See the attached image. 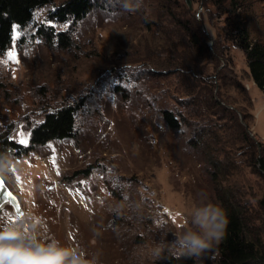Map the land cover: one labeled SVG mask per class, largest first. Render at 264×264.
Returning a JSON list of instances; mask_svg holds the SVG:
<instances>
[{
	"label": "rangeland",
	"instance_id": "374dc122",
	"mask_svg": "<svg viewBox=\"0 0 264 264\" xmlns=\"http://www.w3.org/2000/svg\"><path fill=\"white\" fill-rule=\"evenodd\" d=\"M63 1L37 8L28 24L16 25L11 44L0 53V135L27 143L46 110L65 99L86 100L74 137L0 159V174L23 207L21 216L11 204L0 211V264H54L58 257L52 253L61 251L85 264H163L172 255L173 234L191 227L190 210L216 205L204 163L187 149L189 132L170 130L159 113L166 98L161 90L169 83L134 80L145 49L139 18L100 11L75 25L72 19L54 23L48 13ZM191 1L212 45L224 17H209L203 6L207 0ZM244 12L252 39L264 42V0H246ZM47 23L70 30L72 50L38 34ZM227 54L234 75L229 73L251 98L245 100L235 84L217 82L213 65L207 66L208 77L217 82L225 103L243 106L249 131L264 144V93L252 79L244 51L230 48ZM156 94L162 98L155 100ZM235 171L233 184L241 185L258 213L264 178L249 165ZM253 223L264 246V229L258 228L262 219ZM158 245L164 248L159 257L153 255ZM217 258L214 245L197 264H215Z\"/></svg>",
	"mask_w": 264,
	"mask_h": 264
},
{
	"label": "trees",
	"instance_id": "16d2710c",
	"mask_svg": "<svg viewBox=\"0 0 264 264\" xmlns=\"http://www.w3.org/2000/svg\"><path fill=\"white\" fill-rule=\"evenodd\" d=\"M52 1L0 0V53L11 44L14 27H24L37 8ZM128 2L134 6L133 10L125 9V0H64L50 9L48 16L54 23L72 19V25L100 11L114 17L125 13L126 17L139 18L145 32L141 35L145 49L144 55L138 57L143 67L134 80L142 84L149 80L169 83L161 90L166 98L159 103V113L170 130L189 132L187 149L193 150L191 153L204 163L203 174H207L215 204L224 209L230 221L224 239L218 244L215 264H264L260 232L253 231L255 218L262 219L258 228L264 229V194L258 199L259 210L255 213L241 185L233 184L232 180L235 169L241 165L251 166L264 178V144L249 131L248 114L243 106H229L223 101L220 88L216 90L217 82L221 81L223 86L232 83L246 94L245 100L251 98L246 86L229 73L234 75L228 67L232 60L227 50L237 48L244 51L252 79L264 93V42L251 37L249 17L244 12L246 0H207L203 4L209 17H224V25L218 28L212 45L187 0ZM54 23L40 26L38 34L49 44L72 50L74 42L70 30H57ZM209 65L218 72L217 82L208 77ZM118 88L124 91L123 87ZM138 89L141 91L142 86ZM171 90L183 97L173 95ZM158 98H162L160 94H156L155 100ZM85 103L83 97L77 102L65 99L56 108L46 110L43 120L31 127L27 143L2 133L0 159L21 157L52 139L74 137L77 113ZM83 171L89 172L88 169ZM168 258L163 264H197V259L193 258L177 259L173 255Z\"/></svg>",
	"mask_w": 264,
	"mask_h": 264
},
{
	"label": "clouds",
	"instance_id": "9594fccd",
	"mask_svg": "<svg viewBox=\"0 0 264 264\" xmlns=\"http://www.w3.org/2000/svg\"><path fill=\"white\" fill-rule=\"evenodd\" d=\"M126 10H133V5L125 0L123 5ZM135 6L138 7V4ZM189 224L180 234H173L175 238L168 246L172 255L179 258L199 259L206 252L213 249L225 237L229 225V218L223 208L205 203L190 210ZM163 247L158 245L153 255L159 257ZM52 255L58 257L54 264H85L80 259H70L71 253L68 251L54 252Z\"/></svg>",
	"mask_w": 264,
	"mask_h": 264
},
{
	"label": "water",
	"instance_id": "95a60500",
	"mask_svg": "<svg viewBox=\"0 0 264 264\" xmlns=\"http://www.w3.org/2000/svg\"><path fill=\"white\" fill-rule=\"evenodd\" d=\"M188 5L192 8V1L187 0ZM206 28V27H205ZM9 193L11 195H9ZM11 204L18 215L23 214V207L17 198V196L13 193V191L9 188L4 178L0 174V211L6 205Z\"/></svg>",
	"mask_w": 264,
	"mask_h": 264
},
{
	"label": "snow or ice",
	"instance_id": "6c2138e0",
	"mask_svg": "<svg viewBox=\"0 0 264 264\" xmlns=\"http://www.w3.org/2000/svg\"><path fill=\"white\" fill-rule=\"evenodd\" d=\"M9 195H11V194L9 193Z\"/></svg>",
	"mask_w": 264,
	"mask_h": 264
},
{
	"label": "crops",
	"instance_id": "0c3cea01",
	"mask_svg": "<svg viewBox=\"0 0 264 264\" xmlns=\"http://www.w3.org/2000/svg\"><path fill=\"white\" fill-rule=\"evenodd\" d=\"M254 83V82H253ZM256 84V83H255Z\"/></svg>",
	"mask_w": 264,
	"mask_h": 264
}]
</instances>
